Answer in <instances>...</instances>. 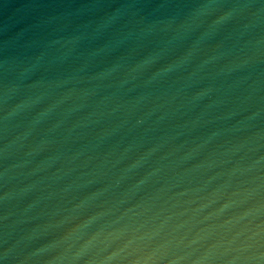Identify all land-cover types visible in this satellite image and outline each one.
<instances>
[{
    "label": "water",
    "instance_id": "1",
    "mask_svg": "<svg viewBox=\"0 0 264 264\" xmlns=\"http://www.w3.org/2000/svg\"><path fill=\"white\" fill-rule=\"evenodd\" d=\"M0 264H264V0H0Z\"/></svg>",
    "mask_w": 264,
    "mask_h": 264
}]
</instances>
